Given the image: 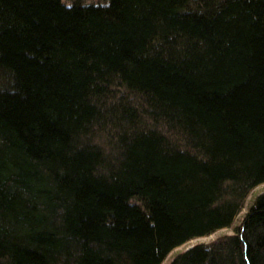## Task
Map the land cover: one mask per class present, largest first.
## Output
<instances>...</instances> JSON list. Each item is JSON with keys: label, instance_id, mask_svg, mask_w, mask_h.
Listing matches in <instances>:
<instances>
[{"label": "trees", "instance_id": "1", "mask_svg": "<svg viewBox=\"0 0 264 264\" xmlns=\"http://www.w3.org/2000/svg\"><path fill=\"white\" fill-rule=\"evenodd\" d=\"M264 182V0H0V264H159ZM169 264H264V192Z\"/></svg>", "mask_w": 264, "mask_h": 264}, {"label": "rangeland", "instance_id": "2", "mask_svg": "<svg viewBox=\"0 0 264 264\" xmlns=\"http://www.w3.org/2000/svg\"><path fill=\"white\" fill-rule=\"evenodd\" d=\"M264 192V182H261L254 187H252L248 193L246 194L245 198L242 201V206L238 213L235 215L233 222L231 225L219 228L207 235H202L194 238H190L185 242L173 247L170 251L167 252L164 259L159 264H169V262L176 256L178 253L185 251L186 249L190 248L191 246L198 244V243H209L212 240L222 236L224 234H230L233 232V227L238 225L246 212L249 205H251L255 199V197Z\"/></svg>", "mask_w": 264, "mask_h": 264}]
</instances>
